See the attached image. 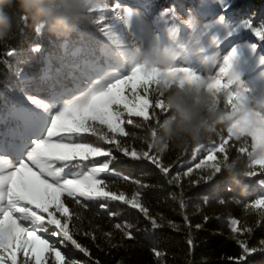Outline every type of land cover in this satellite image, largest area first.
I'll return each mask as SVG.
<instances>
[{"label":"snow or ice","instance_id":"obj_1","mask_svg":"<svg viewBox=\"0 0 264 264\" xmlns=\"http://www.w3.org/2000/svg\"><path fill=\"white\" fill-rule=\"evenodd\" d=\"M212 3L224 13L232 8L231 0ZM93 13H99L93 22L103 38L98 41L101 55L96 56L92 47L88 58L70 66V75L79 72V76L72 75L71 87L55 81L44 94H29L25 90L29 77L16 72L20 86L10 90L15 105L12 115L22 133L18 143L0 140V264H89L66 255L62 249L68 247L84 254L91 264H101L79 239L84 236L95 242L97 236L81 231V213L71 204L85 209L88 202H95L107 209L117 202L138 210L153 229L162 226L164 218L154 216L143 202L141 189L149 185L121 176L137 186L129 194L114 188L106 177L120 175L112 167L114 152L135 161L148 160L165 177L170 176L175 166L163 163L158 154H150L151 141L148 150H137L121 140L130 135L125 125L142 126L134 117L160 124L156 109L167 112L164 94L159 90L163 80L202 85L227 122L226 134L220 136L219 143L207 148L194 166L177 170L168 182L180 186L183 177L193 185L212 181L226 165L235 167L228 156L229 149L235 148L237 159L247 160L243 175L257 177L264 187V71L256 74L255 59L260 45L231 46L222 54L225 42L242 30L264 42V21L257 25L247 18L233 25L226 14H216L209 22H202L191 13L181 19L175 6L163 7L150 16L120 0L110 8L99 2L91 9ZM180 25L190 29L191 40L181 39ZM42 29L38 26L35 31ZM32 51L41 53L40 45ZM7 55L13 56L14 52L8 51ZM259 64L264 65V56ZM153 93H158L154 101L150 98ZM150 136H156L155 127ZM198 152L194 151L192 160L185 164L191 165ZM198 171L201 174L193 179ZM179 206L185 207L183 199ZM244 207L264 222V192ZM184 222L190 231L193 225L187 216ZM169 226L176 227L170 221ZM229 227L239 249L236 256L226 257L230 264H246L252 253L264 251V240L259 241V247L251 243L254 228L246 221L231 219ZM114 228L122 238H133L132 225L117 223ZM112 235L104 233L109 240ZM186 243L191 251V235Z\"/></svg>","mask_w":264,"mask_h":264},{"label":"trees","instance_id":"obj_2","mask_svg":"<svg viewBox=\"0 0 264 264\" xmlns=\"http://www.w3.org/2000/svg\"><path fill=\"white\" fill-rule=\"evenodd\" d=\"M122 4L132 7H144L151 13H158L163 7H176L177 14L185 13L183 7L191 2H203V0H120ZM192 14L197 16V12ZM99 13H93L91 20L84 21L78 29L68 36H58L47 28L37 33L38 27L30 17L21 19L13 28L10 36L0 40V140L7 139L9 143L20 142L22 129L13 119L15 105L10 90H18L19 78L16 72L26 74V91L29 94H44L50 83L61 81L68 87L72 86V75L79 76V72L70 75V66L81 63L88 58L89 49L95 47V55H101L100 48L103 38L98 26L93 22ZM231 22L236 25L243 19L251 18L259 25L264 21V0H237ZM237 19L236 21H234ZM235 22V23H234ZM182 27V25H180ZM183 30V29H181ZM188 30L184 29L182 34ZM247 39L260 43L264 49V42H260L254 34L247 30L243 33ZM241 36V37H242ZM40 45L41 53H34L32 49ZM13 51V56L7 52ZM158 93H153L154 101ZM150 114L152 109H149ZM160 122L166 118L168 112L156 109ZM140 128L134 125H125L128 137H122V143L135 147L137 150H148V142L151 141V128H158L155 120L143 121L134 117ZM227 122L221 121L205 132L196 143H190L183 149L169 147L164 153H158L152 149L150 154H158L166 165L175 167L169 177H165L159 169L148 160L135 161L125 157L121 152H114L116 156L112 167L120 175L108 176L106 179L112 186L127 193H132L137 186L131 181H124L121 176H129L138 179L143 184L149 185L141 189L143 202L150 212L157 218L163 217L162 226L153 229L150 222L136 209L113 202L107 209H102L95 202H88V207L80 209L76 205L71 207L81 213V231L94 232L97 240L92 242L90 238L80 236L83 244L89 246L93 258L100 260L101 264H230L228 256H236L238 246L231 239L230 220L240 219L247 222L254 230L250 234L251 243L259 247V241L264 240V222L257 215L249 213L244 205L251 203L264 192V187L258 184L257 177H239L235 179L225 169L212 181L193 185L188 177H183L180 186L168 181L177 170L186 171L188 166H194L206 153V149L213 143H219L221 135L226 134ZM233 142H230V144ZM237 144L239 142H236ZM199 149L197 159L191 165L185 161L192 160V154ZM229 163L235 162L237 173L247 170L246 157L237 159L239 154L235 148L228 152ZM105 159V158H100ZM199 171L193 174V179L198 178ZM206 175V172L203 173ZM183 199L185 207L180 208V200ZM223 201V202H221ZM110 212L117 215L111 216ZM185 216L191 221L193 227L189 231L185 225ZM205 217L207 220L205 221ZM169 221L176 227H170ZM132 225L133 238H122V234L114 228V225ZM202 228L197 229L195 225ZM112 232L109 240L104 233ZM189 235L194 240V248L189 250L186 243ZM99 245V247H97ZM115 245V246H111ZM71 258L84 262L89 258L73 247L62 249ZM156 252L162 255L157 257ZM246 264H264V251L252 253Z\"/></svg>","mask_w":264,"mask_h":264},{"label":"clouds","instance_id":"obj_3","mask_svg":"<svg viewBox=\"0 0 264 264\" xmlns=\"http://www.w3.org/2000/svg\"><path fill=\"white\" fill-rule=\"evenodd\" d=\"M100 0H0V40L7 39L23 17H30L38 26L58 36H68L81 23L91 20ZM145 57H138L142 60ZM154 59V57H149ZM159 90L164 94L168 112L152 138L153 149L164 153L169 147L183 149L198 142L214 125L224 121V113L216 107L213 96L202 85L175 80H163ZM235 167L225 166L234 179L243 175Z\"/></svg>","mask_w":264,"mask_h":264},{"label":"rangeland","instance_id":"obj_4","mask_svg":"<svg viewBox=\"0 0 264 264\" xmlns=\"http://www.w3.org/2000/svg\"><path fill=\"white\" fill-rule=\"evenodd\" d=\"M193 1V0H191ZM101 3H105L109 6V8L115 3V0H100ZM232 2V8L227 12L224 13L220 10V8L215 5L214 3H212V0H203V2H201L199 4V2H191V4H186L183 7V11L185 13H179L178 15L181 17V19H187L189 17V14L193 11L197 12V16H195L194 14H192L193 16H195L198 20H201L202 22H209L210 20L215 18L216 14H226V18L229 20V22H231V18H235V16H233V12H234V7L235 4L237 2V0H231ZM137 10L140 11H145L147 12L150 16H154V13H151L149 10H147L144 7H135ZM237 19H235L234 21H236ZM235 23V22H234ZM233 24V23H232ZM181 29H186V26L182 25ZM181 30V31H183ZM246 30H242L240 33L235 34L232 38H230L228 41L225 42V44L222 46V54H225L223 49H227L230 50L231 46H237V45H247V44H251V43H257L258 45H260V43L258 42H254V40H250L247 39L246 37L242 36L243 33ZM181 39L183 41H189L191 40V32L190 29L186 30L184 34H182V32L180 33ZM242 36V37H241ZM264 56V49L261 47H258L257 49V53L255 56L256 59V74H258L260 71H264V65H260L259 64V58ZM246 78H251L250 75L246 74Z\"/></svg>","mask_w":264,"mask_h":264}]
</instances>
